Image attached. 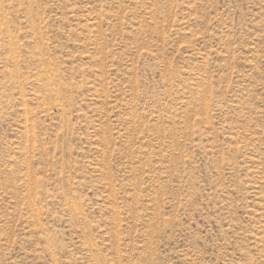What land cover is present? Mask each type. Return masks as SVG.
<instances>
[{"label":"rangeland","instance_id":"1","mask_svg":"<svg viewBox=\"0 0 264 264\" xmlns=\"http://www.w3.org/2000/svg\"><path fill=\"white\" fill-rule=\"evenodd\" d=\"M0 264H264V0H0Z\"/></svg>","mask_w":264,"mask_h":264}]
</instances>
